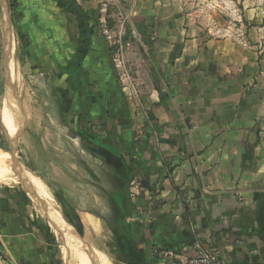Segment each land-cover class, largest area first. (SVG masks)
<instances>
[{
  "label": "crops",
  "instance_id": "crops-1",
  "mask_svg": "<svg viewBox=\"0 0 264 264\" xmlns=\"http://www.w3.org/2000/svg\"><path fill=\"white\" fill-rule=\"evenodd\" d=\"M59 1L0 0L3 46L7 37L9 58L8 22L21 44L18 61L25 74L71 73L81 33L75 15L64 10L70 5L63 8ZM73 1L92 29L79 65L81 129L114 148L132 170L129 255L112 228L110 241H102V216L81 208L68 184L61 198L79 218V235L47 182L5 150L9 170L0 180V251L8 263L84 264L90 257L91 264H182L200 243L213 247L226 264H264V68L257 53L226 37L191 34L170 0ZM108 42L127 46L124 60L112 63ZM13 56L15 61V44ZM138 65L140 75L131 77V66ZM115 69L129 70V80L113 81ZM65 102L58 97V110ZM19 118L26 127L25 109ZM1 126L12 147L25 133L23 128L10 135ZM56 170L47 166L51 181L58 178ZM27 172L42 182L47 199ZM49 206L62 227L49 217ZM162 251L178 257L162 258Z\"/></svg>",
  "mask_w": 264,
  "mask_h": 264
},
{
  "label": "rangeland",
  "instance_id": "rangeland-1",
  "mask_svg": "<svg viewBox=\"0 0 264 264\" xmlns=\"http://www.w3.org/2000/svg\"><path fill=\"white\" fill-rule=\"evenodd\" d=\"M170 1L176 3L177 13H179L184 23L192 29L191 34H204L213 39L226 37L231 43L244 46L247 50L256 52L258 58L261 60L260 64L264 68V0ZM154 12V17H156L157 11ZM170 12L166 11L167 14ZM7 28H9L13 36L11 38L15 42L16 60L14 61L13 56L14 48L11 50L9 46V51H11L9 61L12 66H18L21 74L20 85L17 86L18 84L14 83L17 86L19 96V105L14 111L16 114V132L25 128V133L19 143L17 142L16 144L14 141L12 147L10 136L6 134L1 126L2 124L9 133L13 111L11 109L9 116L2 111L9 106L7 98L10 92L5 83L4 46L2 43L4 11L0 7V154L5 155L9 163V155L1 152L11 150L13 154H16L17 160L27 171H35L41 180L47 182L51 194L54 195L55 204L59 208L56 196L62 197L67 192L63 190V187H67L69 184L71 189H68V194H77V196L73 197L77 199L76 203L81 208L89 211L96 209V212L100 213L103 219V232L105 234L102 241L108 242L111 239L108 229L111 227L123 229V222L125 221L126 223V219L119 212L120 208H117L112 196L118 186V177L103 162L100 164L96 156L94 157V155L88 152L87 143L77 137V129L86 134L89 133L83 130V127L81 129L80 115L76 109L77 91L81 78L80 64L77 65V54L70 63V66H68L71 73H66V70L63 69L61 72L59 70L60 73L56 75L52 73L43 75L25 74L22 70L23 67L20 66L18 61L19 54L22 52L20 41L17 40L14 34L15 31H12L8 22ZM121 44L119 42L106 43L108 47L107 53L108 55L111 53L109 57L113 64L118 58L120 61L124 60L123 52L127 46L122 42ZM129 49L131 50V47ZM135 66H131L133 69L130 70V75L132 77L133 73L134 77L137 78L140 75V66ZM123 78L125 81L126 79L127 81L129 80V70L125 71L123 69V71H119L115 69L113 71V81L120 82L122 85ZM48 81L55 83L56 88L51 89ZM68 88H70L69 91L67 90ZM60 96L66 102L58 110L55 101ZM23 109H25L27 114L26 127L21 126L19 118V113L21 111L23 113ZM21 117H23V114ZM77 118L79 119L78 127L75 123ZM51 165L58 169L55 171L58 177L55 181H51L46 176L47 166L50 167ZM7 170L9 169L0 168V180H6ZM62 174L65 178L61 179ZM26 176L28 179H36L28 172ZM92 194L100 196L102 201L93 200ZM50 208L49 206V217L62 221L59 214L53 208H51L52 210ZM70 248L71 250H77L79 255L84 254L72 246ZM62 250L65 252L63 247ZM2 253L0 251V264H10ZM53 261H55V258Z\"/></svg>",
  "mask_w": 264,
  "mask_h": 264
},
{
  "label": "trees",
  "instance_id": "trees-1",
  "mask_svg": "<svg viewBox=\"0 0 264 264\" xmlns=\"http://www.w3.org/2000/svg\"><path fill=\"white\" fill-rule=\"evenodd\" d=\"M59 5L62 7L63 6L65 7L66 5L67 6L70 5V8H66V7L63 8L65 11H69L73 13L78 22L79 30L81 33V38L79 40V45L76 51L77 65H79L85 58L88 49L91 46L90 37L92 35V29L88 25L89 18L86 14L82 12L81 9L75 6L73 0H66V2L65 1L62 2V0H60ZM78 122L79 119L77 118L75 121L77 127H78ZM77 137L81 141L87 143L88 152H90V154L101 158L103 164L108 168H110L114 172V174L118 177L120 184L117 186L112 196L113 199L115 200V204L117 208L118 209L120 208L119 212L123 214V217H125V219H127L129 216V197L127 191V182L130 180V176L132 172L131 167L125 162L123 157L111 146L94 139L92 136L80 131L79 129H77ZM56 198L69 223L73 226V228L76 230V232L79 235H82V226L79 221V218L77 216L72 215L67 210L66 203L61 197L56 196ZM112 230L116 235V241L119 244V246L123 249V251L127 255H129V241L126 239L127 231H128L127 222L126 223L125 221L123 222V229L120 230L118 228H112Z\"/></svg>",
  "mask_w": 264,
  "mask_h": 264
},
{
  "label": "bare ground",
  "instance_id": "bare-ground-1",
  "mask_svg": "<svg viewBox=\"0 0 264 264\" xmlns=\"http://www.w3.org/2000/svg\"><path fill=\"white\" fill-rule=\"evenodd\" d=\"M13 37V36H12ZM14 41L11 39L9 40V46L11 47V50H13L14 48ZM11 52V51H10ZM15 65H16V62H15ZM9 75H10V78H11V81L13 83H17L19 86L20 85V82H21V75H20V71H19V68L18 66L16 65L15 67L12 66V64L10 63L9 61ZM16 86V87H17ZM18 90V89H17ZM18 92V91H17ZM8 103H9V106L6 107L4 110H2L4 113H7V116L10 115V112H11V109L12 111L14 112L15 111V108H17V104L14 102L13 98L11 95L8 96ZM2 113V114H4ZM4 116V115H3ZM5 120V119H4ZM16 121H15V115L13 113V117L11 119V123H10V131H9V134L10 135H14L15 132H16ZM7 128V127H6ZM8 155V154H7ZM8 161H7V158L5 155L3 154H0V168L2 169H7L8 168ZM22 170V169H21ZM34 177V176H33ZM30 183H32L38 190V193L40 194L41 197H43L44 199H47V192H45V189L43 188L42 186V182L40 183V181L38 179H33V178H30L29 179ZM45 187V186H44ZM34 189V188H33ZM28 190V189H27ZM49 196V195H48ZM40 197V198H41ZM43 199V200H44ZM51 200V199H50ZM51 209V208H50ZM52 210V209H51ZM53 221H55L57 224H59V226H63L64 223L63 221H58V220H55V219H52ZM61 226V227H62ZM65 228H67L68 230H72L71 227L69 226H66ZM77 251V250H76ZM64 252V251H63ZM79 256V255H78ZM73 258H74V261L76 260V256L73 255ZM91 264V258L90 257H87L86 261L84 262V264Z\"/></svg>",
  "mask_w": 264,
  "mask_h": 264
},
{
  "label": "built area",
  "instance_id": "built-area-1",
  "mask_svg": "<svg viewBox=\"0 0 264 264\" xmlns=\"http://www.w3.org/2000/svg\"><path fill=\"white\" fill-rule=\"evenodd\" d=\"M186 252V250H183ZM162 258H177L178 253L175 251L160 252ZM182 264H226L219 256L218 252L211 246H204L200 243H195L191 254L185 257Z\"/></svg>",
  "mask_w": 264,
  "mask_h": 264
},
{
  "label": "water",
  "instance_id": "water-1",
  "mask_svg": "<svg viewBox=\"0 0 264 264\" xmlns=\"http://www.w3.org/2000/svg\"><path fill=\"white\" fill-rule=\"evenodd\" d=\"M5 15L7 18V21L9 19V15H8V11L5 10ZM4 72H5V83H6V87L8 89V91L10 92V95L12 96L14 102L17 104V106L19 105L18 102V94H17V90L15 85L12 83L10 75H9V67H8V42H7V37H5V41H4Z\"/></svg>",
  "mask_w": 264,
  "mask_h": 264
}]
</instances>
